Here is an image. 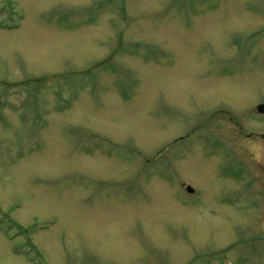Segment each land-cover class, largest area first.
Masks as SVG:
<instances>
[{"label": "rangeland", "instance_id": "obj_1", "mask_svg": "<svg viewBox=\"0 0 264 264\" xmlns=\"http://www.w3.org/2000/svg\"><path fill=\"white\" fill-rule=\"evenodd\" d=\"M262 4L0 0V264H264Z\"/></svg>", "mask_w": 264, "mask_h": 264}, {"label": "flooded vegetation", "instance_id": "obj_2", "mask_svg": "<svg viewBox=\"0 0 264 264\" xmlns=\"http://www.w3.org/2000/svg\"><path fill=\"white\" fill-rule=\"evenodd\" d=\"M262 5H264V4H262ZM263 10H264V8H263ZM261 19L264 22V12H262V18ZM245 40H246L245 44H246V49H247V52L246 53L248 55V58L249 59H253L255 57V58H258L260 60V62L262 64L263 76H264V48L261 49L260 51H258L259 48H260V46H261V43L264 41V23L258 27V30L257 31L251 32L246 37ZM263 46H264V44H263ZM249 51H251V52H249ZM254 53H256V54H254ZM223 72L226 75H230V74L233 73V72H230V70H225ZM222 107L225 108L224 111H223V108ZM248 108L249 109H252L253 108L255 110V112H256V113H254V112L251 113V116L252 117L258 116V117L264 118V100H259L256 103L253 102V104L250 107H248ZM230 109L232 111V108L227 103H225V105H222L221 107H219L218 109H216L215 110V113H212L211 116L220 117L221 118L220 120H222V117H225V114L226 113H229L231 115L229 117V120H227V122H232L233 123L232 125L234 127H237L239 122L237 120H235L234 119V116H233L234 114H237V112H234V114H233V111L234 110L231 112ZM249 109H247L246 111H248ZM246 111H244V112H246ZM211 116H209V117L206 118V122L212 120ZM201 128H202V131H200V136L204 140L203 143H206L210 147H214V148H218V149H220L222 146H226V143L222 140V137H219V139H213V140H211L209 138V136H207V133H206L207 128H206V126H203ZM260 134H261L260 136L262 137L260 140L264 143V130L263 129H262V131H260ZM187 136H188V133H186L185 135L178 136V137L174 138L175 139L174 142H176L177 140L184 141L185 140L184 138H186ZM249 145L251 146L250 147V150H252V147L254 148L253 144L250 143ZM250 153H252V152H250ZM263 247H264V241H263Z\"/></svg>", "mask_w": 264, "mask_h": 264}, {"label": "water", "instance_id": "obj_3", "mask_svg": "<svg viewBox=\"0 0 264 264\" xmlns=\"http://www.w3.org/2000/svg\"><path fill=\"white\" fill-rule=\"evenodd\" d=\"M187 191H188V192H192L193 189H192L191 187H187Z\"/></svg>", "mask_w": 264, "mask_h": 264}]
</instances>
